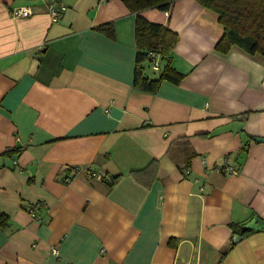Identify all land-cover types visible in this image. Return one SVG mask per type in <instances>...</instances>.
<instances>
[{
	"label": "crops",
	"instance_id": "obj_1",
	"mask_svg": "<svg viewBox=\"0 0 264 264\" xmlns=\"http://www.w3.org/2000/svg\"><path fill=\"white\" fill-rule=\"evenodd\" d=\"M49 3L0 0V264H264V58L218 52V15L177 0L139 16L179 36L185 78L145 92L137 14Z\"/></svg>",
	"mask_w": 264,
	"mask_h": 264
},
{
	"label": "trees",
	"instance_id": "obj_2",
	"mask_svg": "<svg viewBox=\"0 0 264 264\" xmlns=\"http://www.w3.org/2000/svg\"><path fill=\"white\" fill-rule=\"evenodd\" d=\"M121 1L130 12L138 15L134 34L138 46L136 69L133 74L135 88L155 93L164 81L179 84L185 75L179 73L172 65L179 36L170 28L147 22L139 16L149 9L168 12L177 0ZM196 1L201 7L217 14L224 28L222 40L215 45L218 52L227 54L237 48L247 55H260L264 58V0ZM100 28L113 32L112 25ZM155 64L158 65V71L153 69Z\"/></svg>",
	"mask_w": 264,
	"mask_h": 264
},
{
	"label": "built area",
	"instance_id": "obj_3",
	"mask_svg": "<svg viewBox=\"0 0 264 264\" xmlns=\"http://www.w3.org/2000/svg\"><path fill=\"white\" fill-rule=\"evenodd\" d=\"M49 7H48V12L47 14L49 15V18L51 19L52 23H58L60 20H62V18L64 17V15L66 14L65 12H67L68 8L67 6L63 5L60 3V0H49ZM104 1V0H102ZM33 11L31 10V8L29 7H21L19 9H16L14 11L13 17L15 19H27V18H31L33 17ZM155 69L158 68V65L155 64ZM216 171L219 173H223L224 175H237L239 173L238 170H236L235 168L231 167L227 162H225L224 164L218 166L216 168ZM66 184L71 183V178H67L65 180ZM37 208L39 209V207H33L30 210V213L32 215H34V217H36L35 215V211L37 210ZM39 220V219H38ZM54 255H58V251L54 250L53 251Z\"/></svg>",
	"mask_w": 264,
	"mask_h": 264
},
{
	"label": "water",
	"instance_id": "obj_4",
	"mask_svg": "<svg viewBox=\"0 0 264 264\" xmlns=\"http://www.w3.org/2000/svg\"><path fill=\"white\" fill-rule=\"evenodd\" d=\"M254 140L257 142H264V138H255ZM262 224L263 223H262L261 219L258 216H256V217H254V219L251 221L250 224L246 225V227L249 230H259V229L264 228V225H262ZM241 238L242 237H240V236H237L236 238H234V243L240 241Z\"/></svg>",
	"mask_w": 264,
	"mask_h": 264
},
{
	"label": "rangeland",
	"instance_id": "obj_5",
	"mask_svg": "<svg viewBox=\"0 0 264 264\" xmlns=\"http://www.w3.org/2000/svg\"><path fill=\"white\" fill-rule=\"evenodd\" d=\"M153 67V66H152ZM150 69H152L151 67H150ZM150 72L152 71V70H149ZM155 72V71H154ZM152 73H153V71H152Z\"/></svg>",
	"mask_w": 264,
	"mask_h": 264
}]
</instances>
